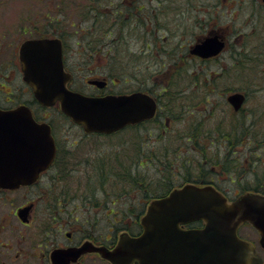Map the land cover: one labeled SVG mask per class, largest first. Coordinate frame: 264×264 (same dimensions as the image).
Returning a JSON list of instances; mask_svg holds the SVG:
<instances>
[{"label": "rangeland", "instance_id": "374dc122", "mask_svg": "<svg viewBox=\"0 0 264 264\" xmlns=\"http://www.w3.org/2000/svg\"><path fill=\"white\" fill-rule=\"evenodd\" d=\"M247 2L250 0H243V6H239L237 0H126L127 5L131 7L123 11L124 21L120 23V27L115 25L116 12L108 6L109 1L102 2L101 8L92 0H0L4 30L6 27H9L8 30L15 27L13 31L20 37L30 34L28 31L23 32V28H31L27 20L33 11L49 8L52 10V16H60V10L65 9L68 37L66 41L69 43L67 52L71 61L75 64H84L86 61L92 66L97 64L98 60L104 62L108 54L106 50L110 49L113 60L112 76L117 83L113 88L126 90L143 84L158 97L157 116H169L167 125L154 135L150 132L149 136L155 138L150 137L146 141L148 152L145 154L141 150L140 129L126 128L111 135H95L97 142H104L100 145L104 150L107 151L108 148L114 151L102 156L105 159V168L106 162H110L116 173L115 184L111 186L117 195V221L114 230L111 227V230L115 231H111L112 236L115 234L118 238L124 228L128 232L138 231V224H135L134 220L146 210L149 196L162 195L173 188L198 180L199 177L213 179L217 188L229 199H233L246 192L241 186L248 184V177L252 176L247 173L250 161L245 159H250L252 154L251 158L260 157L264 161V127H260L258 123L264 120V45L260 48L254 46L263 39L256 37L261 36L258 32L261 24L257 20L258 14H250L253 6L258 7L259 4ZM94 5L100 12H106L107 22L98 16L91 23L93 14L85 12ZM140 6L144 8L143 11L138 10ZM187 8L190 9L188 17L186 14L178 16L179 10ZM205 21L209 25L211 22L217 29L219 26L225 27L224 33L228 39L227 46L209 60L189 54L186 46L191 41L188 31L194 32L196 36L201 35L209 27L205 26ZM160 25L166 28L165 32ZM238 30L241 31L239 34H243L244 47L238 44ZM80 35H83L85 42L89 41L98 50L95 53L98 60L93 61L88 57V52H78L85 46H78L76 43ZM180 36H185L188 41L178 39ZM82 43L83 41L79 44ZM162 45L164 48H160ZM260 45L261 43L257 46ZM12 50L13 46L1 47L0 61L9 60ZM238 51L245 55L244 58H240ZM4 67L6 66L3 65L2 69ZM72 71L76 78L75 85L82 86H85V77L94 73L91 70ZM20 80V77L15 76L12 85L18 87ZM235 91H245L248 96L247 102L239 112L235 111L226 99L229 93ZM50 110L52 114H56L52 121L55 126L61 127L62 135L71 138L81 134L76 132V128L70 130L57 116L55 109ZM244 116H249L250 121L256 122V127L245 130L246 133H255L256 139L249 142L247 137H242L234 143L235 138L234 144L229 145L226 134H231L232 125L239 128ZM229 149L231 158H243L240 172L242 178H246L240 182H230L225 173H218V176L215 174L219 164L214 162L229 158ZM145 161L152 164L142 168L141 163ZM162 161L167 164L163 166ZM100 162V159L91 161L92 166L86 172L85 161H82L80 171L73 173V178L80 182L78 197H81L69 202L67 215L73 223L58 232L61 240H65L63 232L66 229L72 231L74 237L82 233H95V238L103 239L105 234L109 235L107 230L111 222L113 224V215L106 217L105 213L111 210V205L108 208L105 206L109 205L106 200L114 196L108 186H105L108 194L103 190V193L94 192L100 183L99 173L97 175ZM258 164V173L262 175L264 164ZM125 173H130V183L125 182ZM162 174L168 175L163 186L157 187V178ZM251 182L256 184L253 180ZM23 191L0 194V217H3L0 219V264L40 263L36 256L17 255L20 253L16 244L17 227L20 224L14 214L13 205L27 200L29 195ZM35 202L32 217H42L45 202L40 197ZM75 203L80 205L77 210ZM101 206L103 209L99 208ZM73 215L77 217V221H73ZM85 216L93 220L95 218V224L87 225L88 222L81 219ZM31 223L33 225L34 220ZM82 228L85 230L82 231ZM87 230L89 232H86ZM239 233L250 239L264 258V248L259 243V232L251 224L245 223L240 227ZM26 248L31 249L30 246ZM83 264L107 263L92 257L87 258Z\"/></svg>", "mask_w": 264, "mask_h": 264}, {"label": "water", "instance_id": "95a60500", "mask_svg": "<svg viewBox=\"0 0 264 264\" xmlns=\"http://www.w3.org/2000/svg\"><path fill=\"white\" fill-rule=\"evenodd\" d=\"M223 47L224 41L213 35L191 51L208 58ZM19 57L23 79L35 98L44 105L59 101L62 112L86 131L111 133L154 114L155 102L143 92L90 96L68 89L65 83L70 75L63 70L56 39H27L20 45ZM243 98L239 91L226 97L234 110ZM53 148L49 127L35 122L28 109L0 110V186L31 182L50 161ZM198 220L202 226L184 227ZM246 222L257 229L264 248L263 193L244 192L228 201L211 184L187 183L151 200L138 235L122 234L112 249H96L111 264H262L254 246L238 235L239 226ZM80 250L55 251L52 264H69Z\"/></svg>", "mask_w": 264, "mask_h": 264}, {"label": "flooded vegetation", "instance_id": "af4514ba", "mask_svg": "<svg viewBox=\"0 0 264 264\" xmlns=\"http://www.w3.org/2000/svg\"><path fill=\"white\" fill-rule=\"evenodd\" d=\"M239 6H243V0H237ZM252 2H258V7L253 6V9L251 10V16H256V13L258 14L260 26L258 30L259 33H261V36H256L257 38L263 39L262 42L257 43L261 45L257 46L254 45L257 48L263 47L264 45V0H250V2H247L251 4ZM131 4V3H130ZM129 6V5H128ZM131 7V6H129ZM135 7V6H134ZM135 9V8H134ZM137 9V8H136ZM143 7H138V10L143 11ZM2 10L0 8V48L1 47H10L13 46V50L11 52V58L7 60L6 62L0 61V110L1 111H13L16 109H28L29 114L32 117V119L39 123V124H46L49 127V133L52 137L53 146H54V152L50 159V161L47 163L45 167H41L37 171V176L33 181L26 184H19L15 188H9V187H2L0 186V194L3 193H9V192H18L23 191L26 192L29 197L27 200L23 202H16L13 205L14 208V214L16 215V219L19 222V226L17 227V234L18 238L16 239V244L19 246L17 255L25 256V257H31L36 256L38 260L40 259L39 264H52V258L51 254L55 251H63L70 248H81L80 253L77 255L76 259H69V264H83L84 261H86L87 258L96 257L99 260H101L104 263L111 264V262L104 257L101 256L99 250L96 248H106V249H112L115 247L118 238L122 234H128L130 236L138 235L141 232L142 226H141V217L144 214V212L140 215L139 220L136 218L134 220L135 224H138V231L136 232H128L125 228L122 230V232L119 234L118 238L114 234L112 236L111 231L114 230V225L116 224V200L117 195L115 194V191L112 185L115 184L116 180V173L114 166H110V162L107 163V168H105V159H103L102 156L111 154V152H114L112 150L106 149L104 150L101 144H103V141H98L95 137V135H110L115 132L111 133H101L96 131H86L83 128V125L81 123L75 122L70 116L65 114L61 111L59 101H55L51 105H44L37 101V99L34 96L33 88L23 79V71H22V64L19 57V48L21 43H23L27 39H56L59 41L61 46V57H62V66L63 70L70 75V78L66 82V87L68 89H71L73 91H77L86 95L90 96H104L107 94H130L133 92H143L148 94L155 102V111L154 114L150 118H145L139 122L131 123L125 126V128H137L139 127L140 130H142V135L140 138V145L142 153H147V144L146 141L148 138H155L152 136H149L152 132L156 134L159 129L163 128L165 124L167 125L169 121V116H157L158 115V109H159V101L156 93L150 92L143 84H141L139 87L133 88V89H126V90H115L113 86H115L117 83L115 81V78L112 76V69H113V60L111 57V50L108 49L106 52V58L104 62H101L97 59L95 53L98 51L94 48L93 44L89 41L83 40V35H80L79 40L77 43L78 46H85L78 52L82 54V51L88 52V57H91L93 61L98 60L97 64H93L92 66H89L86 61H84V64L81 62H77L75 64L71 61L69 55H68V42L66 39L67 36V24L66 22V10L62 9L60 10V16L51 14L52 10L47 9H39L36 11H33L32 14L29 16V19L27 20L28 25L31 26L28 29L23 28V32L28 31L30 32L29 35L26 37H20L18 34L13 31L15 27L10 28L6 27V30H4L3 25V16H2ZM180 14H186L187 17L189 16L190 9H184L178 11ZM59 22V23H55ZM205 26L209 25L206 21L204 22ZM162 27V31H166V28L163 25H160ZM18 28V26H16ZM31 29V30H30ZM225 27L219 26L217 29L215 26L210 25L208 29L202 33L199 36H196L194 32H189V37L191 38V41L188 42L186 45L188 48L189 54H192L194 56L199 57L203 60H209L211 57L208 58H202L194 53H192L191 49L193 46L197 43L202 42L206 37H210L213 35H217L220 39L224 41V47L228 44V39L226 38V34L224 33ZM238 30V44L244 47V42L242 40L243 34H239ZM186 33V31H184ZM257 32L255 31L254 34ZM81 38V39H80ZM162 38V36H161ZM178 39L183 40L186 39L185 36H180ZM154 40V39H153ZM83 41L82 44H79ZM186 41H188L186 39ZM154 44H156L155 40L153 41ZM181 44V42H177ZM168 46V45H166ZM179 47V46H178ZM157 48L159 46L157 45ZM160 48H164V45H162ZM222 49V50H223ZM244 53V51H242ZM238 54L240 55V58H244V54H240L238 51ZM216 56V55H215ZM214 57V56H212ZM73 63V64H72ZM3 65L4 69H2ZM77 67H74V66ZM89 66V67H87ZM78 70V71H88L91 70L94 73L90 77H85V80L82 85H75V75L72 70ZM97 73V74H95ZM99 74V75H98ZM18 76L20 77L21 82H19V86L15 87L12 85L14 81V77ZM16 80V79H15ZM240 92V91H239ZM244 98L239 106V108L235 111L239 112L242 110V106L247 102L248 96L245 91H241ZM50 109H55L57 116L60 117V119L65 123L66 126L71 130V128H76V132H81L80 135L74 136V137H67L65 135L61 134V127L55 126L52 119L56 114H52ZM161 117V118H160ZM251 118L249 116H244L241 119V123L239 127L241 129L248 128L252 129L256 127L255 121H250ZM61 121V122H62ZM260 127H264V120L258 122ZM154 128L152 131H148L147 129ZM147 130V131H145ZM75 134V133H74ZM145 135V136H144ZM256 138V137H255ZM146 144V145H145ZM147 146V147H146ZM112 149V148H111ZM146 149V152L144 150ZM157 159L158 156H156ZM251 156L249 158L251 159ZM100 159V169L97 170V175L99 173V184L97 185V188L95 189V193H103L102 190L108 194L105 190V186H108L112 190V195L114 196L112 199H109V195L107 196V202H109V205L105 206L108 208L110 205L111 210L109 212H106V217L113 215L111 218V221L113 219V224L111 222V225L108 227V234H105V237L103 239H97L95 238V233H82L78 237H74L72 231L66 229L63 234L65 236V240H61L58 232H62V228H65L66 225L72 224L70 218H68V205L70 201H75L76 199L80 198L78 197L79 193V186L80 182L77 181V179L73 178V173L80 171L81 162L85 161L84 166L86 168V172L88 171V168L92 166L91 161L99 160ZM243 159V158H242ZM247 160V159H245ZM161 161V160H160ZM163 166L167 164L165 161H162ZM152 163L149 162H142L141 166L142 168H146V166L151 165ZM98 165V166H99ZM104 167V168H103ZM161 170V169H159ZM130 171V170H129ZM170 171V170H169ZM218 176V173H216ZM126 180L125 182L130 183V173L126 174ZM168 174H162L157 178V183L159 187L160 185L163 186L164 180L167 177ZM207 176V175H206ZM202 179V180H201ZM75 180V182H74ZM204 181V182H202ZM195 185H205V184H211L217 188V186L214 184V180L210 179L209 177H199L198 180H193V182H188ZM187 184V183H186ZM168 186V185H167ZM91 187V185L89 186ZM100 187V188H99ZM35 189V191L31 190ZM93 189V188H91ZM94 190V189H93ZM250 191V190H247ZM30 192V194L28 193ZM93 192V191H90ZM161 195L157 196H149V201L146 204V207L148 203L157 197H160ZM39 197L43 199L45 202L44 206V215L42 217H32L33 215V208L35 205V201L39 200ZM3 204V202H1ZM13 204V202H11ZM86 205V202H85ZM75 209L77 210L80 205L75 203L74 204ZM82 207V205H81ZM103 206L99 207L100 209ZM145 207V209H146ZM22 209H27L25 213H23ZM74 210V211H76ZM20 212V213H19ZM23 214L21 216L20 214ZM71 214V213H69ZM73 221H77V217L73 215ZM3 217H0L2 219ZM81 219H85L86 222H88L87 225L91 226L92 223L95 224V218L91 217H82ZM34 220V224L32 225L31 221ZM86 224V223H85ZM191 226H200L201 223H198L195 225V223L190 224ZM5 227V225L3 226ZM111 227H113V230H111ZM4 229V228H3ZM2 230V227H0V231ZM85 228H82V231H84ZM86 232H89L88 230ZM115 233V231H113ZM240 235V233H239ZM243 239L249 241L257 251L256 245L247 237H244L240 235ZM27 246H30L31 249L26 248ZM86 246V248L84 247ZM95 248V249H94ZM258 252V251H257ZM262 264H264V258L262 257Z\"/></svg>", "mask_w": 264, "mask_h": 264}, {"label": "trees", "instance_id": "16d2710c", "mask_svg": "<svg viewBox=\"0 0 264 264\" xmlns=\"http://www.w3.org/2000/svg\"><path fill=\"white\" fill-rule=\"evenodd\" d=\"M92 1L96 2L99 7L101 6V8H102V5H101L102 2L109 1L108 6L111 8L112 11L116 12V13H114V19H115V25L116 26L117 25L120 26V23L124 21V16H123L124 12L123 11H127L130 9L126 3V0H116V2H114V0H92ZM97 10H98L97 7L94 5L90 10H86V12H85L87 14L89 11L90 14H93V16L90 18L91 23H93L94 19L98 16H101L103 18V21L107 22V18L105 16L106 12L104 13L102 11L100 12L99 10L98 11ZM130 12H131V10H130ZM106 15H108V14H106ZM123 129H126V128H123ZM129 129L139 130L140 128L139 127H137V128L132 127ZM230 130H231V134H226L227 142L229 143V145L236 143L237 140L239 141L240 138H242V137L243 138L247 137L249 142H252L254 139H256L255 133L253 134L250 131L248 133H246L247 131H245V130H250L248 128H243V129H241L240 127L234 128V126L232 125ZM234 130L236 133L234 132ZM235 138H236V141L233 143ZM229 153H230V149L227 151V155L230 159L225 158L222 161L214 162V164H216V163H217V165L219 164V169L215 170V171H216V173H221V174L225 173L227 175V179L230 182H233V181L240 182L246 178V176L244 178H242L241 172H240L241 171L240 166L242 165L241 164L242 159L240 156H234L231 158V156H229ZM232 153H234V151ZM225 156H226V154H225ZM261 159L262 158H260V157H256L255 159H253V158L247 159L250 161L249 162L250 167L247 169V171H248L247 173L252 174V176L248 177V179H250V182L248 184H246L245 186L244 185L241 186V188L243 190H245V191L250 190V191L259 192V193L264 194V174L260 175L258 173L259 170L257 169L259 167L258 163L264 164V161ZM251 180H253V182H256V184H251L252 183ZM163 194H165V193H163Z\"/></svg>", "mask_w": 264, "mask_h": 264}]
</instances>
